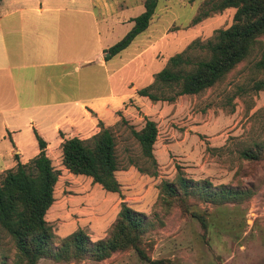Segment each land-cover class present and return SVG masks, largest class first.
Wrapping results in <instances>:
<instances>
[{"label": "rangeland", "instance_id": "obj_1", "mask_svg": "<svg viewBox=\"0 0 264 264\" xmlns=\"http://www.w3.org/2000/svg\"><path fill=\"white\" fill-rule=\"evenodd\" d=\"M92 1L93 8L85 0H56V48L61 49L56 51V61L65 65H56V72L46 70L44 74L38 68L25 69L30 78L23 85L33 90L32 93L40 84L50 87H57V83L76 85L74 91L77 93H83L84 83L90 80L93 86L87 88V92L98 93L107 87L104 69L98 67L100 50L117 41L130 28V18L142 11V0ZM203 1L157 0L147 27L125 49L104 60L107 69L131 62L123 69L126 79L139 87L149 84L169 56L184 50L192 40L204 42L215 30L226 28L232 22L235 9L229 7L193 23L192 18ZM79 11L91 12L94 22L97 15L108 16L103 22L94 23L90 15ZM263 48L264 37L261 36L249 54L210 88L198 94L175 96L171 102L157 101L160 106H156L158 110L152 114L157 119L154 120L157 129L154 158L156 160L157 156L160 162L165 158L159 171L157 164L152 166L142 155L129 133V127L137 130L142 120L131 124L125 119L126 123L117 121L111 127L116 139L118 168L132 162L135 168L144 170L141 174L156 180L144 194H140L141 189H134L131 194L118 190L113 201L97 193L88 194L87 199L82 200L83 195L68 196L64 201L61 193L65 189L72 188L75 192L85 188L80 178L88 177L69 173L61 165L60 155L51 152L49 159L59 172L53 186V202L44 215L52 233V244L59 246L65 236L76 229H81L92 241L106 236L122 202L118 201L119 195L121 199L128 196L123 202L147 217L145 231L139 238L141 248L150 259H160L162 264H264V158L247 161L240 157L243 150L253 149L255 143L264 141V69L255 67ZM188 52L196 58L204 54L197 49ZM83 59L87 61H81ZM63 71L69 72L63 74ZM13 73L15 75L16 70ZM54 74L56 79L52 78ZM41 75L46 76L48 82H42ZM33 77L39 78L32 82ZM259 84L262 87L256 89L255 85ZM137 116L135 113V119ZM168 143L170 151L167 153L163 151V144ZM0 150L6 151L2 146ZM14 154L10 158L15 165L17 157L15 159ZM175 165L187 178L204 180L211 186H238L248 189L250 194L243 201L223 204L204 201L201 199L205 197L203 192L188 195L183 201L180 198L165 200L158 187L162 180L175 181ZM12 167L0 170V179L3 171ZM153 170L155 173L150 175ZM156 175L160 178L156 179ZM97 188L98 192H106ZM96 200L105 205L101 208L106 211L96 209ZM190 212L204 215L205 230ZM93 213L99 216L95 225L91 221ZM100 218L104 220H98ZM84 220H88L87 225ZM108 221L104 234L95 237ZM0 264H24L17 258L13 240L1 228ZM36 264L150 263L140 259L132 248H127L99 260L41 257Z\"/></svg>", "mask_w": 264, "mask_h": 264}, {"label": "trees", "instance_id": "obj_2", "mask_svg": "<svg viewBox=\"0 0 264 264\" xmlns=\"http://www.w3.org/2000/svg\"><path fill=\"white\" fill-rule=\"evenodd\" d=\"M157 0H142V11L131 17L132 25L114 43L102 51L107 60L125 47L148 25ZM234 8L232 22L223 29L215 30L211 38L200 42L192 40L184 50L169 56L163 67L155 72L152 81L138 89L136 94L147 97L151 102H171L175 96L198 94L210 88L229 72L250 52L258 37H264V0H204L202 7L192 18L195 23L210 13L224 8ZM190 49L203 51L201 58L188 52ZM255 67L264 69V48L261 50ZM261 84L255 85L260 89ZM143 125L129 133L139 145L142 155L156 165L152 153L157 129L155 121L143 117ZM119 123H126L120 116ZM98 130L87 138H64L60 144L61 165L71 174L84 175L92 183L109 192H118L119 184L114 177L118 170L116 139L111 127L97 122ZM38 152L27 162L16 159L12 168L5 169L0 179V228L13 240L16 255L24 264H36L41 257L53 260L92 258L99 260L112 252L132 248L138 257L150 264H162L160 259H150L140 246V235L145 231L147 217L125 202H120L119 210L109 225L106 236L90 240L81 229H76L61 241L59 246L52 244V233L44 219L47 209L53 202V186L59 174L45 154L44 141L33 131ZM240 157L247 161L264 158V141L255 143L253 149L243 150ZM131 165L134 163L130 162ZM175 181L162 180L158 191L165 200L183 198L193 193H205L204 201L223 204L245 200L250 191L238 186L220 184L211 186L185 177L175 165ZM138 172L145 173L136 167ZM155 171L150 173L153 175ZM203 230L207 222L203 214L190 212Z\"/></svg>", "mask_w": 264, "mask_h": 264}, {"label": "crops", "instance_id": "obj_3", "mask_svg": "<svg viewBox=\"0 0 264 264\" xmlns=\"http://www.w3.org/2000/svg\"><path fill=\"white\" fill-rule=\"evenodd\" d=\"M85 1L93 8L92 0ZM56 11H58L56 0H0V147H5L6 150H0V170L14 165L10 158L12 153L17 155L20 163H25L38 152L33 131L44 141V151L49 157L51 152L60 155L59 144L64 138L74 136L87 138L94 134L98 130V121L104 127H112L122 116L131 124L142 120L137 128L139 129L143 125L144 116L153 121L157 120L152 114L157 112L159 102H151L147 97L137 95L136 89L140 87L125 77L123 69L131 62H122L116 68L107 69L102 50L108 46L101 48L99 53L101 62L98 64V67L104 69L107 87L98 93L86 91L87 88H92V80L84 83L83 93L74 91L77 86L73 87L70 84L57 83V87L40 84L34 93L28 86L23 85V82L30 78L25 69L38 68L44 74L46 70L56 72V65L62 67L65 65L56 61V51H61L60 48H56ZM81 13L90 15L94 22L91 12ZM107 16L97 15L95 22L101 23ZM13 70H16L15 75ZM67 72L69 71L62 73ZM55 76L56 74L52 78L56 79ZM38 78L33 77L31 81ZM40 79H44L42 82H48L44 75H41ZM114 83L116 86H113ZM21 98H24L23 102L19 101ZM135 113H138L136 119ZM154 145L153 143L152 153L155 157ZM163 151L167 153L170 151L169 143L163 144ZM155 161L159 171L165 158L160 162L156 156ZM114 177L122 194H131L134 189H141L140 194H144L147 189L150 191L152 183H156L154 177L149 178L148 175L141 174L133 165L114 171ZM159 178L160 175H156V179ZM80 180L86 184L85 188L75 192L71 191L72 188L65 189L67 193L64 191L61 193L64 201L81 195H83L81 200L87 199L88 194L92 193L108 199L111 197L113 201L119 193L109 191L106 193L102 190L98 192L96 189L100 185L92 183L89 177ZM127 199L128 196L121 199L118 195V201L123 202ZM95 204L97 210L106 211V208H101L105 205H101L100 200H96ZM56 210L59 211L57 208ZM98 217L95 213L91 215L92 224H96ZM84 221L87 225L88 220ZM109 223L110 221L98 230L100 232L95 237L102 236Z\"/></svg>", "mask_w": 264, "mask_h": 264}]
</instances>
